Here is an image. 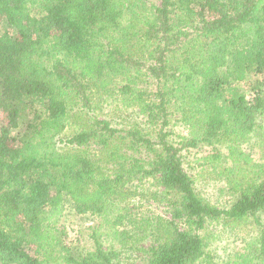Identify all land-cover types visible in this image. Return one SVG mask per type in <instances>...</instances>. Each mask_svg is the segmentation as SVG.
<instances>
[{"label":"trees","instance_id":"16d2710c","mask_svg":"<svg viewBox=\"0 0 264 264\" xmlns=\"http://www.w3.org/2000/svg\"><path fill=\"white\" fill-rule=\"evenodd\" d=\"M100 94L144 120L112 125ZM0 110V264H217L200 231L237 220L257 233L232 264H264V161L241 145L264 160V0H0ZM205 145L232 161L228 207L184 169ZM146 177L168 217L139 212ZM69 203L96 218L71 241Z\"/></svg>","mask_w":264,"mask_h":264},{"label":"rangeland","instance_id":"374dc122","mask_svg":"<svg viewBox=\"0 0 264 264\" xmlns=\"http://www.w3.org/2000/svg\"><path fill=\"white\" fill-rule=\"evenodd\" d=\"M146 86L148 85L145 84L144 87ZM240 86L243 87V85ZM150 87L153 88V85H150ZM94 106L96 115L109 120L112 122V125L119 128H128L133 123L144 120L143 115L139 114L137 110L121 105L114 98L107 99L105 94H100L95 99ZM0 119L1 122L6 123L7 117L2 110H0ZM261 123L264 125V117L261 118ZM175 129L181 130V125L177 124ZM241 145L247 153H251L253 162L264 161L257 141L249 140ZM210 152L211 147L206 145L192 148L188 152L184 150V169L193 177L195 187L201 197L219 207H228L233 203L236 195L229 190L222 174L223 168L220 169L219 165H229L232 161L229 159L219 160V162H215L217 166L214 167L210 162L206 163L208 159L205 158V155ZM137 182L144 188V197L140 198L141 209L139 212L142 215L149 213L168 217L170 214L167 212L165 204L157 203L149 197V191L156 189L155 186L152 187L151 185V183L153 184V180L146 177L143 178V181ZM71 205L70 203L66 205L67 208L57 223V227L64 229L68 233V240L70 241L80 233H85L88 227L96 221V218L90 214H78ZM262 222L264 225V216ZM200 232L215 263L232 264L238 255L251 252L248 246L257 233V226L252 220H237L230 223L212 221ZM129 255L131 264L142 263L141 258L143 255L140 252L130 253Z\"/></svg>","mask_w":264,"mask_h":264}]
</instances>
